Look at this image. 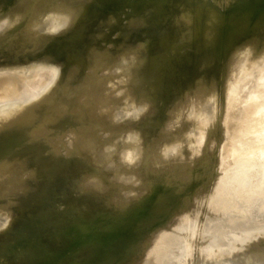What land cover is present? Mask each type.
<instances>
[{"label":"rangeland","instance_id":"374dc122","mask_svg":"<svg viewBox=\"0 0 264 264\" xmlns=\"http://www.w3.org/2000/svg\"><path fill=\"white\" fill-rule=\"evenodd\" d=\"M187 1L179 12L222 17L201 43L200 62L185 54L189 65L198 58L183 65L189 86L182 81L154 102L99 112L110 107L124 64L139 60L128 54L90 63L98 89L71 83L67 54L56 60L32 44V61L18 63L14 40L49 36L60 21L31 27L38 11L29 0H0V136L9 140L0 145V222L7 221L0 264H264V216L256 209L264 197V0ZM69 85L78 93L62 103L61 120L22 132L48 98L66 102ZM150 105L156 109L146 115ZM143 132L152 156L136 161L133 138Z\"/></svg>","mask_w":264,"mask_h":264},{"label":"bare ground","instance_id":"6f19581e","mask_svg":"<svg viewBox=\"0 0 264 264\" xmlns=\"http://www.w3.org/2000/svg\"><path fill=\"white\" fill-rule=\"evenodd\" d=\"M59 1L52 0L48 2V0H29L28 5L31 6V9L38 11V17L32 21L31 27H36V26L40 27L46 24L47 20H52V19H58L60 22L55 24L54 27H52V29H49L50 32L53 33V34H49V36L39 35L37 36L36 41H34V39L30 37L29 35L30 33H26L27 35L24 34L22 37H19L18 39L14 40V43L10 48V51L12 53L11 56H14L16 62L18 63H22V61H32V59H28V57L26 56L27 51L29 50L26 49V46L32 44H33L32 46H36V45L40 46V49L43 51V54H51L52 56L57 57L58 59L56 60H61L60 57L57 56L59 54L70 55L73 57L74 60H72L71 63L69 62L70 64H68V71L66 72V76L71 78V83H73L75 86L76 85L85 86L88 84H94V83L97 84V82L92 81L93 79L90 75L91 73L87 69L89 68L90 63L98 60L101 66L110 65L114 63L116 57L120 55L126 56L128 54H131L132 58L135 61H136L135 58L139 60L138 63L140 67L138 66V63L136 64L137 66L133 65L132 61L124 64L123 68L121 69V76H122L121 83L117 84L115 88H113L109 92L110 95H108L111 99L110 107L100 109L99 112L102 110H104L105 112L116 111L117 109L120 108L122 104L129 107L141 100L153 101L157 99L155 97L163 96L167 91V87H169L170 85L174 86L176 89L177 86H179L182 81H184L183 84L189 83L188 81L183 80V77L187 75L185 74L183 76V73H185L183 70V65L185 66L184 69H186L189 68V66H191L192 62L195 64L194 59L198 60V58H200L199 51L203 48L201 43L202 41H204L205 36L208 37L212 36L216 32L214 28H216V26L219 28L222 22V17H220V15H218L217 13L216 14L218 16H215L216 14L214 15L210 14L209 16L210 13L209 12L208 16H206L205 18L202 16L204 20L201 21L198 14L194 15L192 13V11L194 10L190 11L189 9L190 7L188 8L189 11L187 9H186L187 12L182 11L186 14L179 12V9L180 10L181 8L184 9L183 4H187L186 2L184 3V1L186 0H167V3H169L168 7H166V5L168 4L166 5L163 4L164 0H156L149 2H144L142 0H121V2L124 1L126 3V4L124 3L125 6L122 5L123 3L121 2L119 3V0L118 1L99 0L100 2L98 0H66V2L63 4L59 3ZM115 1L118 2L120 6H123L124 7V8L122 7L123 9H126L124 10L125 13L122 12L123 10L121 9H120L121 11L119 10L120 6L116 7L118 3L114 4ZM190 1L192 2V0ZM191 2L189 3L190 5ZM59 5L61 6L60 8ZM112 5H116L114 7H116L120 12H116L115 11L116 8L112 9L111 8L113 7ZM196 7L194 6L195 9H198V7L197 8ZM203 9H205V7ZM203 11L206 12L207 8L206 10ZM203 11L200 12L202 13ZM121 12L124 14H122ZM190 12L193 14V16H191L192 14L190 15ZM205 15L206 13H204V16ZM179 20H181L182 23L179 24L178 22ZM176 22L178 23V25L176 24L177 27L174 26ZM261 29L262 31L264 30V28ZM138 35L140 36V41L138 38H136V36ZM216 35L217 34H215V36ZM215 36L213 37L216 38ZM135 38L139 42L138 41L134 42ZM213 40L216 41L215 39ZM210 44L213 45V42H211ZM238 44L240 45V43ZM238 44H236L235 46L237 47ZM107 45H109L110 47L105 48L107 47ZM208 47H206V49ZM68 51L70 52L68 53ZM186 53H191L193 56H195V54L198 53L199 54L198 56L196 55V57L198 58H194L189 65L188 62L189 60H187V56L188 58L190 56L187 55ZM185 54L187 56H185ZM200 55L203 54L201 53ZM203 59H205V57ZM211 59H209L208 57L207 61L209 60L210 62ZM200 60L201 58L199 59V62ZM207 61L206 63H208ZM187 63L189 66L187 65ZM140 64H143L144 66L147 65L146 67H144L145 69H143V72L138 71L139 69L142 68L141 66H143ZM203 64H205V62ZM203 64L201 63L200 66ZM198 65L199 64H197V67H194L193 69L195 68L199 69ZM23 78L24 77L20 78L21 81L23 80ZM186 80H188V78ZM198 80L200 79H198L197 77L196 82H198ZM6 81H7L6 84L12 82L11 79ZM191 83L194 84L193 81H191ZM198 83H196L198 86L196 85L197 87H194V90L195 88H198L201 85L202 81L200 85ZM22 84L18 82L14 91L17 92L20 91L21 86H23ZM183 84L181 85L184 86ZM187 85H185V87ZM101 86L102 84L98 83L97 89L101 88ZM73 87L70 86V89L66 93L68 96L66 102L65 100L64 101L62 100L63 102L62 101L58 102L57 101L58 98L57 99L48 98V102L50 103H48V107L41 112L42 114H40L41 116L39 115L40 117L35 121V125L32 126L29 125L28 127L24 128L22 132H27L32 130L34 131L37 129V127L38 128L44 126L47 127L48 123L53 121L55 122L56 118L61 114L60 113L61 109L65 107L66 103L71 102V97L74 94L78 93L77 89L76 88L74 89ZM180 88L181 87H179L178 89ZM181 91L182 93H184L183 91H185V89ZM181 91L179 92L181 93ZM180 93H178L177 95H180ZM93 94L96 96L98 95V92L95 91V93ZM1 97H3L2 102H5L9 99L10 96L9 95L7 96L6 94V95H2ZM176 98L178 97L176 96ZM169 104L172 105L173 102L170 101L168 105ZM173 108L175 107H172L170 109L174 110ZM155 109L156 108L154 106L150 105V107L145 110L146 111L145 113H147L146 115H150L149 113L155 111ZM172 110L169 111L172 112ZM169 111L168 113L166 112L165 114H169V113L171 114V112ZM64 116L65 114L63 115V117ZM60 120L58 119V121ZM126 130H127L126 134L132 135L130 130L128 129ZM11 131L12 130H10V132ZM145 134L146 132H143L140 133L139 135H135V137L133 138L135 140L133 144H136V146H134L133 150L132 149L131 150L133 151L132 152L133 157L136 161H139L140 159H149L150 156H152L151 155L152 153H150V147L147 148L146 142H144ZM6 138L7 136H2V137L0 136V145H2V148L3 145L7 144L9 141L6 140ZM138 144H141L142 148L137 146ZM29 154L31 155L32 153L30 152ZM2 177L0 176V182L2 180ZM29 199L28 202L31 201V200L29 201ZM25 203L27 204V202ZM256 209L258 210L260 216L263 217L264 216L263 196L261 197L259 206ZM263 219L264 217L262 218V220ZM6 227H7V221L2 220L0 222V232L4 231ZM189 239H191V236L189 237ZM177 243L178 241L175 239H171L169 241V244L171 246H175Z\"/></svg>","mask_w":264,"mask_h":264},{"label":"water","instance_id":"95a60500","mask_svg":"<svg viewBox=\"0 0 264 264\" xmlns=\"http://www.w3.org/2000/svg\"><path fill=\"white\" fill-rule=\"evenodd\" d=\"M263 22V20L260 22V25H261V23ZM209 63V62H208ZM208 63H206V65H209ZM189 86V85H188ZM196 87V82L193 84V87ZM201 86H202V83H201ZM185 89V88H184Z\"/></svg>","mask_w":264,"mask_h":264}]
</instances>
